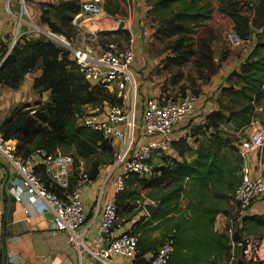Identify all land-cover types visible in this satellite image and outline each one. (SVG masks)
<instances>
[{"label":"trees","instance_id":"16d2710c","mask_svg":"<svg viewBox=\"0 0 264 264\" xmlns=\"http://www.w3.org/2000/svg\"><path fill=\"white\" fill-rule=\"evenodd\" d=\"M177 3L182 8L175 11ZM152 6L153 18L160 24L162 39L181 36L173 46L178 57L170 61L173 60L179 67L192 61L197 70L216 74L228 56L225 54L215 62L212 48L214 31L206 26L212 19V4L199 0H156ZM40 8L41 22L51 32L63 35L68 40L76 36L77 27L73 22L82 11L80 0L44 3L40 4ZM253 10V6L241 4L238 0H220L219 12L231 19L234 33L242 40L253 42L240 71L230 75L235 82L221 88V93L229 96L237 108L227 114L222 107L221 110L209 112L196 133L189 132L186 139L180 138L172 143L178 157L162 158L157 168L161 171L160 177L140 179L131 175L126 180L125 191L116 195V224L124 216L131 213L137 215L144 210L146 200L134 195L131 188L134 185L151 191L148 199L155 201L158 207L152 218L146 216L138 221L136 225H139L140 233H137L139 229L128 231L138 237L137 260L148 253H155L162 244L170 242L173 247L170 264H227L229 261L232 264H264L261 260L237 259L234 252L239 245L233 242V232L229 228L223 233L216 230L217 217L225 212L223 205L230 200L228 192L239 184V177L235 174L241 165L237 154L239 163L232 170L222 151L233 137H238L251 126L255 108L263 97L264 28L261 31L253 29V17L248 14ZM199 30L208 31L209 37L198 36L195 41L190 39L193 45L184 50L185 36L199 33ZM113 34L105 31L100 36L109 40ZM0 52L3 55V62L0 61V86L16 90L29 73L42 70L41 76L34 81V89L40 94L50 92L47 103L27 104L12 111L0 124V134L4 140L14 144L18 154L23 157L37 150L47 153L61 150L69 155L76 150L82 158H94L92 168L85 173L90 181L96 180L105 164L103 157H98L96 152L113 154L115 149L101 133L82 125L81 119L86 115L88 106H120L122 101L104 89L91 88L76 71L69 51L46 37L24 36L12 49L11 44L2 43ZM38 119H41L43 126L29 133ZM200 133L203 139H197ZM188 138L194 140L196 147L189 144ZM78 182L79 177L73 174L71 188L76 187ZM233 220L237 229L240 223L241 234L260 240L263 238L264 213L242 217L235 214ZM155 231L161 233V238L149 242L146 235Z\"/></svg>","mask_w":264,"mask_h":264},{"label":"built area","instance_id":"2783aa9c","mask_svg":"<svg viewBox=\"0 0 264 264\" xmlns=\"http://www.w3.org/2000/svg\"><path fill=\"white\" fill-rule=\"evenodd\" d=\"M17 1L19 13L14 12L13 4ZM106 0H84L82 11L74 19L77 27L76 36L68 40L65 36L52 34L31 22L23 20L22 12H28L25 0H7V11L18 19L19 29L28 30L26 37H53L55 43L70 53L76 71L83 77L91 88H100L108 91L122 101L120 106L105 105L104 108H90V112L81 119L85 127L101 133L114 146L117 161L114 171L116 195L126 189V180L131 175L140 179H151L161 176L159 165L153 161L161 154L171 155L172 143L186 135L175 139V126L193 115L198 107V98L186 95L177 99H167L163 95L149 98L145 101L141 118L137 121V80L133 71L136 52L132 45L124 48L114 42L102 43L100 33L85 27L79 28L78 21L84 16H97L103 13ZM32 38V37H31ZM15 39L11 49L16 44ZM228 42L233 49H251V40L240 39L234 31L228 35ZM0 52V61L2 60ZM218 62V58L215 59ZM1 65V63H0ZM264 88V87H263ZM35 112H32L34 114ZM264 113V108L257 105L253 123L238 135L235 146L241 159L237 173L239 184L233 192L232 199L237 207L236 215H248L254 203L264 195V120L258 115ZM149 139L140 146L136 145L138 132ZM242 137L240 138L239 136ZM197 139H203L198 134ZM191 142V138L187 139ZM0 154L5 157L9 165L20 178V188L11 189L13 197L20 202L26 196L32 207L36 203H43V211L54 216V224L50 232L52 235L68 234L69 241L75 245L80 255L89 254L88 264H110L113 256H121L130 261H137L139 254L138 237L127 232L115 234L117 221L116 196L100 210L98 204L96 214L101 212L100 230L97 237L96 249H90L85 243V232L89 226L88 215L78 186L71 188L74 174V159L61 150L47 153L37 150L28 157L18 154L16 146L5 141L0 134ZM79 182L89 185L88 175L83 169L79 174ZM62 191L61 193L57 192ZM157 206L153 200H146L145 205ZM30 222V219H26ZM106 247L102 248V244ZM242 249L241 257L246 261H264V236L256 239L249 237L238 244ZM173 247L170 242L162 244L155 253L147 259V264H170ZM9 264H20L21 257L17 254L7 255Z\"/></svg>","mask_w":264,"mask_h":264},{"label":"crops","instance_id":"0c3cea01","mask_svg":"<svg viewBox=\"0 0 264 264\" xmlns=\"http://www.w3.org/2000/svg\"><path fill=\"white\" fill-rule=\"evenodd\" d=\"M35 2L36 5H33L32 8L37 13L39 19L41 17L40 4H57L52 0H35ZM6 3L7 0H0V46L2 43L5 45L12 44L15 39H20L28 33V30L25 27L19 29L18 19L8 13ZM13 10L16 13H19L17 1L13 4ZM103 17L102 13L97 16H84L78 21V27H85L91 31L105 32L107 30L102 27H92V25L96 24V21H100ZM127 30H129V28ZM134 36L135 35H133V38ZM31 37L36 36H27V38ZM135 37L137 38L135 44L136 50L134 49L136 52V60L133 66V71L137 80V111L138 115H140L141 122L139 123L141 124V113L145 101L149 98L156 97L159 93H157V89L150 90L152 87L147 78L148 73L147 70H145V60L142 57L143 53L140 48L142 41L139 36ZM247 53L241 55L239 59L234 54L229 55L227 61L222 63V67L215 74L214 84L218 86L220 84H223V86H229V80H232L230 79V75L235 71H240L241 63L246 58ZM141 71H143V73H141ZM41 74L42 70H36L29 73L22 81L20 87L16 90L7 86H0V124L17 107L27 104H45L49 101L50 92L40 94L34 89V81L36 78L40 77ZM208 98L209 95H206L204 102ZM218 99V92L214 94V99L207 103H204L201 98L198 99L196 112L185 121L180 122L175 126L173 137L178 139L179 137L186 135L197 125H201L200 122L197 123L198 121H202L203 124V121L209 112L213 110H221L217 103ZM259 106L264 108V88L263 97ZM261 120H264V118ZM184 127H188L189 131L184 129ZM148 139L149 138L143 134V131H140L136 138V145L140 146L148 141ZM193 141L194 140L191 138L189 144L194 148L196 147V144ZM170 156L177 157V155L174 156L172 153ZM116 174L117 172H115L113 168L100 169V174L96 180L91 182V184L85 185L78 182L77 186L81 191L85 211L88 215V223L86 227L89 226V228H87L85 232V243L90 249H96L97 237L100 230L101 212L96 214L98 204L100 203V210H102L103 206L113 200L116 196L114 186ZM19 184V176L9 165L5 157L0 154V264H9L6 259L9 253L19 255L22 259L20 264H88L90 262V255H80L76 246L70 243L68 234L60 233L58 235H52L50 230L54 224V216L50 212L43 211V203H36L31 207L27 202L26 196L23 197L22 201H16L12 195L11 189L13 186L16 189H19ZM229 195L231 194L229 193ZM139 196L145 198V200H150L144 196L143 192L140 193ZM236 211L237 207H235V214ZM262 213H264V195L254 203L248 215ZM146 216H148V214L145 209L137 215L131 213L124 216V218L117 222L114 235L120 234L121 232L137 231L140 227L136 224L142 217ZM231 216L233 215L227 217L228 222L229 220H232V218H230ZM220 217L223 216L219 215L216 220V230L219 232H221ZM27 218L30 219V222L26 221ZM138 232L140 233V229L137 233ZM146 236L149 237V242H154L161 238V233L155 231ZM105 247L106 243L102 244V248ZM151 254L152 253H148L143 258H149ZM137 261H130L121 256H113L109 263L137 264Z\"/></svg>","mask_w":264,"mask_h":264},{"label":"rangeland","instance_id":"374dc122","mask_svg":"<svg viewBox=\"0 0 264 264\" xmlns=\"http://www.w3.org/2000/svg\"><path fill=\"white\" fill-rule=\"evenodd\" d=\"M55 3L63 2L66 0H52ZM81 3L84 0H80ZM156 0H106L103 8L102 16H104L100 21H96L95 25L97 27H102L103 29L107 30L108 32H113L114 34L108 39L102 37V43L105 44L107 42H114L119 44L121 47L127 48L132 45L131 40L133 39V45L135 49V44L137 42V38L135 36H139L141 38V45L140 48L143 53V58L145 60V65L148 75V80L151 83L150 90H158L159 93L156 97L163 95L167 99H177L180 97H184L188 94L195 96L196 98L200 99L204 102L205 96L209 95V98L204 102L207 103L208 101L214 99V94L217 92L219 93V99L217 103L219 107H222L223 111L227 114L233 108H237L231 102V98L227 95H223L221 93V88L223 84L215 85L214 84V75L208 73L207 71L197 70L192 61L179 67L175 64L172 58L178 57L174 51V45L177 41L180 40L181 36L176 35L171 39H162V35L160 34L159 30V22L158 20H154L152 9H153V2ZM201 3L210 2L213 6V13L212 19L207 22L206 26L207 29H212L215 35L214 41L212 42L213 52L218 58V60L223 56L234 54L238 59L241 55H245L248 51L245 48H237L233 49L229 42H228V35L233 32L234 24L229 17L219 12L220 7V0H199ZM237 1V0H234ZM241 1V4H250V6L254 7L253 11H246L252 17L255 15V6L259 3L260 0H238ZM28 7V12L25 9L22 12L23 20L31 22L35 27H40L52 34H55L50 31L47 25L41 22L37 13L33 10V5H36L35 0H25ZM180 4H175L174 9L175 11L181 9ZM138 21V23H137ZM99 23V24H98ZM101 23V24H100ZM136 23V24H135ZM129 28V30H127ZM197 30V28H194ZM199 33H194L185 36V40L183 41L184 50L187 48L190 49V44L193 45V41H195L198 36L208 38L209 32L206 30H199ZM202 33V34H201ZM134 38H133V35ZM201 34V35H200ZM60 36V34H55ZM129 35V37H128ZM63 36V35H62ZM49 40L55 41L53 37H48ZM187 39V40H186ZM192 39L193 41L190 42L189 40ZM187 47V48H185ZM196 47V46H195ZM252 48V46H251ZM187 49V50H188ZM136 50V49H135ZM143 73V71H141ZM235 82L234 79L229 80L230 84ZM155 98V97H153ZM203 108V107H202ZM89 107H86L85 112L88 114L90 111ZM48 111V110H46ZM264 114V113H263ZM258 115V119L261 120L264 118V115ZM192 119V118H191ZM137 121L141 122L140 115H137ZM201 123L202 121H198L197 123ZM204 122V121H203ZM43 126L41 119H38L32 128L29 129V133H32L33 129L37 127ZM197 125L194 130L190 132L196 133L198 131ZM187 131H189L188 127H184ZM189 133V132H188ZM191 134V136H192ZM228 137V136H224ZM240 138L242 137L239 136ZM232 138V137H231ZM239 139L237 136L232 138L231 143L228 144L226 148L223 149L222 155H224L227 159L228 164L230 167L235 168L238 166L239 157L236 152V148L234 146L235 141ZM238 141V140H237ZM204 143V142H202ZM172 155L176 156L177 152L172 148L170 151ZM98 157H103L105 164L102 165L101 169H112L114 164L117 161L116 153L108 154L103 153L101 151H97ZM74 159V176L77 178L83 169L87 172L89 169L92 168L94 164V158H82L79 156L76 150H73L70 154ZM167 156L166 154H161L158 158H156L153 163L154 165H160L162 162V158ZM178 157V156H177ZM194 157V156H193ZM236 171V177H237ZM233 175V176H235ZM139 182H137L138 184ZM139 185H134L131 187L134 189V195H139L140 193H144L146 198H149V194L151 191L140 189ZM235 189L228 192L231 195L230 200L223 205L225 210L224 213H221L223 217H220V231L223 233L228 230L235 233L237 231L234 214H235V203L231 196L233 195ZM136 203V202H134ZM234 204V205H233ZM231 216L232 220H229L227 217ZM226 217V218H225ZM117 226V224H116ZM116 228V227H115ZM246 237H251L245 234H241V238L245 239ZM237 259H242V249L239 247L234 252ZM236 262H234L235 264ZM227 264H232L230 261Z\"/></svg>","mask_w":264,"mask_h":264},{"label":"water","instance_id":"95a60500","mask_svg":"<svg viewBox=\"0 0 264 264\" xmlns=\"http://www.w3.org/2000/svg\"><path fill=\"white\" fill-rule=\"evenodd\" d=\"M252 27L257 31H261L264 28V0H260L259 3L255 6V15L252 18ZM145 211L149 217H153L157 211L158 207L147 204L144 206ZM241 228L240 223H238V229L233 233V242L235 244L241 243ZM137 264H147V259L143 258L137 261Z\"/></svg>","mask_w":264,"mask_h":264}]
</instances>
